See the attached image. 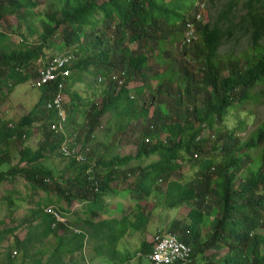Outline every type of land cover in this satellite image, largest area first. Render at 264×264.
<instances>
[{
	"label": "trees",
	"instance_id": "obj_1",
	"mask_svg": "<svg viewBox=\"0 0 264 264\" xmlns=\"http://www.w3.org/2000/svg\"><path fill=\"white\" fill-rule=\"evenodd\" d=\"M50 1V7L41 18L40 13L34 12L39 7V0H0V26L5 19L4 8L9 4L19 12V21H22L28 33L13 48L7 44L9 36L0 31V82L1 85L8 83L9 92L39 76L35 72V65L39 62L44 64L46 58L49 60L56 56H48L49 50L55 46L56 38L62 40L66 49V52L57 55L73 54L75 57L70 67L71 76L65 80L58 78L42 86L38 103L17 125L10 127L0 120V166L9 159V144L21 143L18 164L0 172V183H12L21 178L36 190H47L50 183L46 180L55 181L54 171L46 167L42 160L47 153H60L65 137L51 130L50 126L57 116L47 109V103L57 95L60 82L64 84V93L72 94L73 99V83L81 80L80 76L75 79V72L87 74L94 67L95 85L103 89L106 87L103 101L93 102L82 128L78 130L75 127L79 139L90 140L94 132L104 126L100 124L106 114L117 116L114 120L118 121L119 127L127 128L139 119L143 120L144 126L136 156L99 161L98 168L103 165L106 174H100L95 169L90 175L87 173L91 162L83 165L71 159L70 167L77 172L76 177L67 179V186L62 187L56 182L58 195L68 205L74 201L88 202L89 211L94 212V215L84 227L76 226L77 231L70 229V223L63 218V214L56 207L49 206L65 220L64 223H57L52 214L46 212L49 207L44 209L40 205L32 211L31 219L26 222V237L20 243L23 257L18 262L9 248L4 257L5 264H65L66 258L83 251L88 238L89 246L105 242L97 248L101 252L107 246L114 245L129 230L147 229L156 206L152 202L145 206L139 203L154 194L167 209L187 207L186 222L173 221L170 233L180 232V238L193 247L192 264H196V258L206 251L224 248L228 249V253L223 258L224 263L218 264H264V233L257 232L264 230V122L244 143L239 142L236 134V131L241 130L242 122L234 128H227L223 124L230 113L239 111L250 99L254 86L261 80L264 82V44H259L264 37V0L245 1L246 12L239 17V22L249 26L245 29L250 28L252 54L245 53L226 60L218 58V49L224 40L232 37V29L238 27L233 20L238 0H230L218 17V20L231 21L227 28L218 23L204 24L198 21L197 16L206 0ZM194 9L195 16L190 18L189 13ZM36 13L40 30L35 25ZM189 22H194L192 26L198 35L192 46L203 61V68L197 71L182 66L176 70L170 66L164 72L150 76L148 71L153 69L147 51L150 50L157 57V62L164 56L168 57L166 62H171V53L165 47L167 39L176 40L175 34L178 31L183 34ZM100 25L103 27L96 35L86 34L88 29L95 32ZM110 26H114L113 39L108 38L106 33ZM35 35L37 41L33 42L31 39ZM180 50L187 53V47H181ZM46 63L39 72L46 67ZM96 71L101 74H96ZM224 71H228V75H223ZM113 74L123 79L121 85L110 79ZM155 78L159 81L153 88L151 81ZM137 80H141L143 85L135 91L139 96H147L150 101L148 104L153 107L152 112L145 105L139 108L140 105L130 96L129 84ZM176 81L178 96L170 93L171 84ZM77 93L75 98L78 99ZM74 106L79 107L77 104ZM69 107L72 108V105ZM66 109L70 114L69 121L73 120L72 111L75 109ZM35 122H40L43 132V140L37 150L24 145ZM207 126L210 130L214 126L224 127L210 145L219 154L217 158L211 155L207 146L212 138L203 136ZM83 145L87 146L88 143ZM255 148H261L259 168L252 167L250 162H254V159L249 152ZM195 154L199 155L197 160ZM153 156H159V159L144 168L137 171L123 169L132 160ZM185 158L190 162L195 161L193 167L196 168V176L186 182L171 180L173 174L177 175L183 169L179 161ZM135 171L138 178L135 187L129 189L132 199L138 203L134 213L121 214L119 220L96 223L95 220L100 217L98 213L103 211L100 206L103 198L114 193L113 184H122ZM159 180L167 184L166 193L163 189H157ZM160 195L165 200L158 199ZM215 208L217 213L212 218ZM17 228L0 232V249L6 234H13ZM204 230H207L206 235ZM50 237L55 239L56 247L44 263L41 258L46 253L41 250ZM153 241L154 237L148 238L139 249L140 264L143 258L148 260L146 256L153 249ZM38 256L42 257L33 260V257ZM104 257L114 263L117 259L116 252L111 256L105 254ZM131 261L132 258L128 257L117 264Z\"/></svg>",
	"mask_w": 264,
	"mask_h": 264
},
{
	"label": "rangeland",
	"instance_id": "obj_2",
	"mask_svg": "<svg viewBox=\"0 0 264 264\" xmlns=\"http://www.w3.org/2000/svg\"><path fill=\"white\" fill-rule=\"evenodd\" d=\"M40 4L39 7L34 10V12L40 13L41 18H43V14L47 9L50 7V0H39ZM230 0H215L213 3H207L206 8L204 9L203 18H201L202 23H218L223 28H227L229 26V21L225 20H218V17L221 13V11L224 9L226 4ZM237 1V0H234ZM247 0H238V7L236 11L234 12V24L238 26L237 28L232 29V37L224 40L222 44L220 45L218 49L219 59L226 60L229 57H237L241 56L242 54L247 53L248 55H251L253 50L251 49V42H250V28L246 30L245 28L249 27L246 25V23L239 22L241 16H243L246 12L244 9V3ZM5 10V19L2 22L0 26V31L6 33L9 37L7 40V44L11 45L13 48L18 46V44L21 42L22 38L26 36L28 33L25 31L24 24L22 25L19 21L18 13L13 7H11L9 4H7L4 8ZM196 9L192 10L189 13V17L193 18L195 16ZM28 19H30L28 17ZM35 25L40 30V23L38 22L37 13L35 17ZM53 25H55L53 23ZM102 25H100L95 32H92L91 29H88L86 34L93 33L96 35L98 33V30L102 29ZM242 29H241V28ZM59 31H62V27H60ZM179 32V31H178ZM176 33L175 39H167L168 41L165 44L166 49L171 53V62H166L168 60L167 56H164L161 61L157 62V57L152 55V52L149 50L147 51L150 55V65L153 70L148 71L150 76H154L155 73H162L165 70H167L170 66H173L176 70H178L179 67L186 66L190 70H201L203 68V61L201 57L195 52L194 46H192L193 42L189 43L187 41L188 37L185 36V32L182 33ZM26 33V34H25ZM107 37L114 38V26L108 27L106 29ZM60 36L61 33H58ZM187 35V34H186ZM194 35V31H193ZM185 36V37H184ZM33 42L37 41V35L33 36L31 39ZM85 41V39H84ZM55 46L52 47L49 52L48 56L62 54L66 52V49L64 48V43L59 38H56L54 40ZM259 44H264V37L259 41ZM181 47H187V53L184 54L180 50ZM186 49V48H185ZM183 50V49H182ZM72 52V50H69ZM73 55V54H72ZM156 55H158V52H156ZM74 57V55H73ZM75 59V57H74ZM48 61L46 58L44 61V64ZM43 62H39L35 65V72L39 73V71L44 67ZM75 70H73L74 74ZM96 74H101L96 71ZM223 75H228V71H224ZM80 79L83 81L80 83L79 91H77V95L79 98H75V92H74V102L78 103V110L81 112V109L84 110V113H82V120H80V123L86 122V117L88 114V110L93 102L101 103L104 99V89L100 87L99 85H95L96 77H95V69L94 67L91 68V72L85 74H80V72H75V79ZM159 80L151 81L153 88L158 84ZM263 80L259 81L254 88L250 92V99H248L247 102H245L240 108L239 111L234 110L232 113L229 114V116L226 117L225 122L223 123L225 127L227 128H234L237 127L239 122H242L243 124L240 125L241 130L236 131L237 139L240 143H244L246 139H248L255 130L259 127V125L264 122V82ZM9 85H11V82H9ZM91 85V86H90ZM130 85V96L134 97L135 101H137V104H139V108L143 107L145 105L146 108H149L150 111H153V107H151L150 101L148 100L147 96H139V94L135 91L136 88L142 87L143 82L141 80L132 81ZM89 87L92 92L87 93L85 90ZM30 89L29 84H22L18 86L16 92L18 97L20 99H17L18 102L21 103L22 99V93L20 94L21 90L24 89ZM32 90V89H30ZM94 90V91H93ZM104 90V91H103ZM28 91L27 90L23 96L27 102L24 104L22 108H20V113H26L30 110L32 106V102L28 99ZM72 91V90H71ZM14 92V91H13ZM147 92V91H145ZM170 93H173L174 95L178 96V84L177 81L171 84ZM12 92H9L8 89V83L2 84L0 82V101L4 100L6 97L10 98V95ZM93 94V95H92ZM148 94V92H147ZM199 94H202V92H199ZM72 94H66V108H69L70 110V98L72 99ZM15 97V94H14ZM13 97V99H14ZM16 99V97H15ZM93 101H92V100ZM16 101V100H14ZM149 102V104H148ZM200 105V104H199ZM68 111V109H67ZM117 116L114 114H106L101 119V124L104 125V130H98L95 131L92 138L90 140L87 139H80V143L83 144H89L90 148L92 149V165L95 166V155L96 153H100L104 157L106 154L107 159L113 158L114 155H119V157L131 155L136 156L137 148H138V141L140 140L141 131L143 129V120L139 119L137 121H134L132 125L130 124L127 128H123L121 125L120 127L117 125L118 121H115ZM186 118V117H184ZM122 120V119H120ZM119 120V121H120ZM123 122V120L121 121ZM99 125V126H100ZM31 134L28 138H26L24 145L26 146L27 143H29L34 148H37L40 146V143L43 140V132L41 128L38 126V130L35 128V125L32 128ZM224 130L223 126H214L213 130H210L207 126V128L203 132V136L205 138H212L209 142L208 148L210 149V152L212 156L219 155L217 152H214L213 149L210 148V145L213 144V139L216 137V135L219 132H222ZM38 135V138L36 139L35 136ZM209 140V139H208ZM103 143V146H105V149H99L100 145ZM21 143L17 144L16 142H11L9 144L8 150H9V159L5 164L0 166V172H5L10 166L18 164V157H19V151ZM252 159H254V162L250 160V162L253 164L252 167L259 168L261 166V148H255L249 152ZM217 158V157H216ZM106 159V156L104 157ZM159 156H153L151 158H144L142 160H132L128 165L123 167L124 170L131 171L132 169L138 170L140 168L146 167L149 165L152 161L158 160ZM197 160V159H195ZM99 161V160H98ZM42 163L54 170V178L55 181L52 180V182H48L49 187L47 190L43 189H34V187L28 183H26L23 179L17 178L14 182H1L0 183V232L11 230L13 227H18L13 234H6L5 240L3 244L1 245L0 249V264H5L6 261H4V257L7 255V251L9 248L12 249V252L15 250L17 252V255H15L18 259V262L23 257V252L20 248V243L24 240L27 233V225L28 220L31 219V213L32 211L37 210L40 205L41 206H47L49 204L55 203L60 201L58 192L56 191V185L60 184L62 187L64 186L63 182L65 181V184L67 185V175L64 174L65 168L72 169L70 167L71 163L69 160L63 159L62 155L60 153H56L53 155H50L49 153L46 154L45 159L42 160ZM195 161L190 162L188 159H181L179 161V165L183 168L181 172L177 175L173 174L172 178L176 180H180L183 182L189 181L191 179H194L196 176V168L193 167V164ZM97 172L100 174H106L103 167L95 168ZM122 169V170H123ZM133 172L130 174L127 180H124L122 184L120 182H116L113 185L114 193L111 194L108 201L103 200V203L106 202H116L121 203L125 210H128L129 202L127 201L128 196H131V192L129 189L135 187V181L137 180L138 176ZM96 172V173H97ZM57 182V183H56ZM166 186L164 180H159L157 184V189H164ZM118 187V188H116ZM37 192H34V191ZM54 191L57 192V194L53 195ZM53 195V196H52ZM61 198V197H60ZM62 200V198H61ZM133 200V199H132ZM156 207H158L157 211H160L162 209V217L165 216V223H163L164 218H162V228L159 231H156L153 237L156 234L160 233H170V226L173 221H182L186 222L185 218L187 216L188 210L186 207H183L179 209L178 214H174L173 210L167 209L166 207L162 206L161 203H159L157 200L154 199V197L151 199ZM135 201V200H134ZM150 201V199L147 201V203ZM145 202V201H144ZM147 203H142L143 206ZM161 205V207L159 206ZM217 205V202L215 203ZM68 205V204H67ZM99 206V205H98ZM101 206V205H100ZM105 209V207H104ZM119 211H122V206L118 207ZM212 218L215 217L217 213V209L215 208L212 212ZM122 215L118 216V219H121ZM73 221V217L70 219ZM39 222V221H37ZM72 223V222H71ZM166 224V225H165ZM71 225V224H70ZM76 227V226H75ZM77 228V227H76ZM74 228V229H76ZM132 231V230H131ZM129 230L126 234L131 233ZM132 232H135L132 231ZM258 233H264V230H258ZM61 233V232H60ZM207 230H204V234L206 235ZM63 234V233H61ZM142 235V233H137L136 238H139ZM178 237L181 236L180 232L175 233ZM123 236V239H119L116 241V243L113 245L116 250V260L115 262H121L125 260L128 257L132 258V261L128 264H140V259L137 257V252L141 248L137 249H131V243L127 241V239ZM145 239H147V235H145ZM55 239L53 237H50L42 247L43 252L46 253L45 256H38V258L33 257V260L36 259H42V261L45 263L48 255L52 253L56 247ZM41 249V248H40ZM37 249V250H40ZM217 252L216 254L213 252V250H208L203 255H199L196 259V264H218L219 262H223V258L227 255L228 249L224 248ZM91 254V253H90ZM83 255V254H82ZM92 255V254H91ZM89 255L88 257H83L80 254L75 255L74 257L66 258L65 264H97L96 262L91 260L92 256ZM3 256V257H2ZM27 263H29V260H26ZM141 264H152L148 260H144V258L141 260ZM93 262V263H92ZM198 262V263H197ZM116 263V264H117ZM224 263V262H223ZM113 264H115L113 262Z\"/></svg>",
	"mask_w": 264,
	"mask_h": 264
},
{
	"label": "crops",
	"instance_id": "obj_3",
	"mask_svg": "<svg viewBox=\"0 0 264 264\" xmlns=\"http://www.w3.org/2000/svg\"><path fill=\"white\" fill-rule=\"evenodd\" d=\"M39 74H40V72H39ZM38 74V75H39ZM32 81V80H31ZM31 81L28 83L29 84V86H30V89H32V90H30V89H24V90H21L20 91V94L22 95V99L21 100H19V101H21V103L20 102H18L17 101V99H20L19 97H18V95H16L17 93L16 92H18L17 91V88H18V86L14 89V92H12V94L10 95V98L9 97H6L5 98V101L4 100H2V101H0V120L2 121V122H5V123H7L8 124V126H14V125H17L18 123H19V121L22 119V118H24V117H26L31 111H32V109L34 108V106L38 103V101H39V98H40V96H41V92H40V89H35V88H33L32 86H31ZM81 82H83L82 80H77V81H75V83H73V86H72V90H74V91H79L78 89H79V85H80V83ZM91 86V85H90ZM27 90H29L28 91V99L32 102V106H31V108H30V110L28 111V112H26V113H23V114H21L20 113V108H22L23 106H24V104L27 102V100H25L24 98H23V96H24V94H25V92L27 91ZM87 93H89V92H92V90H90V88L89 87H87L86 88V90H85ZM94 91V90H93ZM14 94H15V97H16V99H15V97H14ZM93 95V94H92ZM13 97H14V99H13ZM25 97V96H24ZM14 100H16V101H14ZM92 100V99H91ZM93 101V100H92ZM70 104L72 105V108H70L71 110H74L75 109V111L73 112L72 111V114H73V120H70L68 123H69V129L71 130V131H73L72 129H75V127H77V128H79V127H81L82 128V125L84 124V123H80V120H82L81 118H82V113H84V110L83 109H81V112L77 109V108H75V106L74 105H78V103H76V102H74V99H71L70 98ZM68 115H70L69 114V111H68ZM35 125V128L38 130V126L40 127V122H35L34 124H32L31 125V131L33 130L32 128H33V126ZM81 128H79L78 130H80ZM75 130H77V129H75ZM77 130V131H78ZM77 131H74V132H77ZM35 138L37 139L38 138V135H36L35 136ZM43 138V137H42ZM79 141H80V139H79ZM25 143V142H24ZM27 147H29L30 149H33V150H37V148H34L33 146H31L29 143H27V145H26ZM87 146H90L89 144L87 145ZM99 149H105V146H103V143L100 145V147H99ZM95 155V158H94V161L96 162L95 163V166L98 168V166H97V164H98V162L99 161H102V160H104L105 162H108V161H110V158L109 159H107V155L106 154H104L105 156H106V159H104V157H101L100 158V156H103V155H101L100 153H96V154H94ZM91 156H92V149H91V151H90V153H89V157H88V162H91L92 161V159H91ZM113 157H119V155H114ZM64 159V158H63ZM99 160V161H98ZM154 161H157V160H154ZM154 161H152V162H154ZM70 163H71V161H69ZM151 162V163H152ZM131 164V163H130ZM129 164V165H130ZM47 167V166H46ZM91 167L95 170V168H94V165H92V162H91ZM100 167H103V165H100ZM49 168V167H48ZM144 168V167H143ZM49 169H51V170H53L52 168H49ZM54 171V170H53ZM64 174H66L67 175V179H70V180H73L74 179V177H76V174H77V172L76 171H74V169H67V168H65V170H64ZM171 180H175L176 181V179H173L172 177H171ZM183 182V181H182ZM66 183H67V185H69L68 184V182L66 181ZM63 184H64V186H67L66 184H65V181L63 182ZM114 185V184H113ZM113 187V186H112ZM166 187H167V184H166V186H165V188L163 189L164 190V193H166ZM54 194L53 195H55V194H57V192L56 191H54L53 192ZM52 195V196H53ZM58 195V194H57ZM110 196H111V194L110 195H108V196H106V197H104L103 198V200H106V201H108L109 199H111L110 198ZM132 194H131V196L129 195L128 196V199H127V201L129 202V206H128V210L126 209L125 210V208H124V206L120 203H116V202H113V201H110V202H106L105 201V203H103V200H102V203H101V208H102V212L100 213H98V215L100 216L99 218H97L96 220H95V222L96 223H98V222H100V221H112V220H114V219H117V220H119L118 219V216L120 215L121 216V214H124V215H131L132 213H134V210H135V208L137 207V202L136 201H134V200H132ZM154 197V199L155 200H157V196H156V194H154L153 196H151L149 199H150V201L148 202V203H150V202H152L153 203V201L151 200L152 198ZM59 199H60V201H58V202H55V203H52V204H49V205H47V206H42L44 209L46 208V207H49V206H53V207H56V209L58 210V211H60L62 214H63V218L65 219V220H67V222L68 223H70L71 225V227H70V229H73V230H75V231H77L78 229H74V228H76L75 226H78V227H84V225H85V223L88 221V220H91L92 219V217H93V215H94V212H90L89 211V206H88V202H80V201H74V202H72V204L71 205H67V202L66 201H64V200H61V198L59 197ZM148 199V200H149ZM158 199H163V200H165L164 198H163V196L162 195H160L159 196V198ZM148 200H143V201H141L139 204H141L142 205V203H147V201ZM145 201V202H144ZM154 204V203H153ZM146 205V204H145ZM160 205V204H159ZM91 206V205H90ZM119 206H122V211H119V209H118V207ZM92 207V206H91ZM104 207H105V209H104ZM183 208V207H182ZM187 208V207H186ZM157 209H158V207H156V209L155 210H153V216H152V219H151V222L149 223V225H148V227H147V229L146 230H142V231H135V232H132L131 231V233H129V234H126V236H124L126 239H127V241L128 242H130L131 243V249H137L138 248V246H139V248L142 246V244H143V242H145L146 240H148V238H150V237H152L153 236V234L156 232V231H159L161 228H162V222H161V220H162V218H164V220H163V223H165V216L163 215V217H162V209H160V211H157ZM181 209V208H180ZM173 212H174V214L176 215V214H178V212H179V209H175V210H173ZM73 217V221H71L70 219ZM72 222V223H71ZM166 225V224H165ZM137 233H142V235L139 237V238H136V234ZM145 235H147V239H145ZM87 238H88V236H87ZM121 239H123V236H122V238ZM120 239V240H121ZM86 241H87V239H86ZM103 243H105V242H100V243H97L96 245H91V246H89V238H88V241H87V243H86V246H85V248L83 249V251L81 252V253H79L81 256H83V257H88L89 255H91L92 256V258H91V260L93 259V261L94 262H96L97 264H113V261H111L110 259H107V258H105L104 257V255L105 254H107V256H111V255H113V252H116V250H115V248H114V246L113 245H111V246H107L106 247V249L104 248V249H102L101 250V252H98L97 251V248L99 247V246H102V245H104ZM138 248V249H139ZM213 252L216 254L217 252H215L214 250H213ZM91 253V254H90ZM117 253V252H116ZM138 253H139V250H138V252H137V257H138ZM83 254V255H82ZM93 263V262H92ZM117 262H115V264H116ZM119 263V262H118Z\"/></svg>",
	"mask_w": 264,
	"mask_h": 264
},
{
	"label": "built area",
	"instance_id": "obj_4",
	"mask_svg": "<svg viewBox=\"0 0 264 264\" xmlns=\"http://www.w3.org/2000/svg\"><path fill=\"white\" fill-rule=\"evenodd\" d=\"M194 31V35H193ZM186 37L187 41L191 43L196 39V32L194 27L190 24L188 26V32ZM74 57L70 55H56L50 58L46 67L40 72L36 79L31 81V86L35 89H40L42 86L49 84L60 79H67L72 74V62ZM110 79L118 81L121 85L123 79L118 74L110 75ZM102 80V78L100 79ZM108 81V80H107ZM66 94L64 93V84L59 83L58 93L52 100L47 103V109L56 113L57 119L51 124V130L57 133H61L65 137V142L61 146L60 153L66 160L71 161L75 159L81 164H90L88 162L89 153L91 148L83 145L79 141V133L77 131L69 129L68 111L66 109ZM13 127V126H10ZM104 126L100 130H103ZM24 137V136H23ZM195 158H198V154H195ZM94 169L91 167L88 171V175L92 174ZM49 182V179L46 180ZM98 192V189H96ZM46 212L52 214L57 223H64L65 220L60 214L56 213L52 207L46 209ZM154 246L152 251L146 256L148 261L152 264H192L194 249L192 246L184 242L180 237L172 233H160L154 236ZM17 252L14 250L12 256L16 257Z\"/></svg>",
	"mask_w": 264,
	"mask_h": 264
},
{
	"label": "clouds",
	"instance_id": "obj_5",
	"mask_svg": "<svg viewBox=\"0 0 264 264\" xmlns=\"http://www.w3.org/2000/svg\"><path fill=\"white\" fill-rule=\"evenodd\" d=\"M210 1L211 0H206V2L202 5V9H201V13L197 16V18H198V21H201V18H203V13H204V9L206 8V6H207V3L209 2L210 3ZM202 22V21H201ZM194 25V22H189L188 23V25ZM204 24H206V23H204ZM187 32H188V28L187 29H185V36H186V34H187ZM196 32V31H195ZM184 36V37H185ZM198 39V35L196 34V39H194L192 42H195L196 40ZM195 157V156H194ZM198 158H199V155H198ZM198 158H195V159H198Z\"/></svg>",
	"mask_w": 264,
	"mask_h": 264
},
{
	"label": "bare ground",
	"instance_id": "obj_6",
	"mask_svg": "<svg viewBox=\"0 0 264 264\" xmlns=\"http://www.w3.org/2000/svg\"><path fill=\"white\" fill-rule=\"evenodd\" d=\"M146 115V114H145Z\"/></svg>",
	"mask_w": 264,
	"mask_h": 264
}]
</instances>
